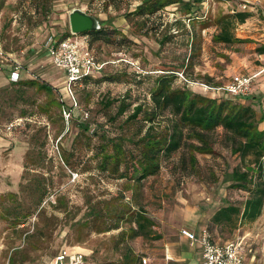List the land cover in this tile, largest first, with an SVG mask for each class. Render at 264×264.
I'll list each match as a JSON object with an SVG mask.
<instances>
[{"label": "rangeland", "instance_id": "374dc122", "mask_svg": "<svg viewBox=\"0 0 264 264\" xmlns=\"http://www.w3.org/2000/svg\"><path fill=\"white\" fill-rule=\"evenodd\" d=\"M141 1L0 0L1 43L14 55H25L22 60L27 69L21 71L20 80L35 79L54 87L50 93L39 84L13 83L0 72L2 264H48L63 252L83 253L86 264H124L122 255L129 247L137 259L135 264L199 261V249L182 235V227L197 231L207 227L219 241L244 234L247 264H264V208L257 222L240 225L213 220L220 207L243 204L248 195L233 187V169H245V164L233 152V139L222 128L210 134L212 152H195L194 163L188 147H183L171 157H162L160 170L141 185L109 177L98 167L99 158L84 164L96 150L101 122L111 135H132L138 129L135 123L125 124L128 111L115 120L110 118L118 101L105 108L101 100L127 95L131 108L140 102L149 105L155 78L164 72H175V86L252 105L258 127L264 129V124L260 126L264 120V72H255L264 64V54L261 58L258 51L264 46V0H204L194 19L178 1L152 16H142L135 12ZM74 7L93 12L102 24L112 27L109 30L115 38L132 41L92 40L99 58L115 62L98 73L96 80L76 88L83 108L90 111L89 145L81 130L80 108L73 109L76 117L66 120L56 102L62 94L70 103L65 71L43 53L31 58L47 36L70 31L69 13ZM240 10L251 15L245 22L233 21L234 40L217 41L218 19ZM119 57L138 60L143 70L138 72L122 59L116 61ZM238 73L255 75L251 92L245 96L206 86H225ZM115 75L124 80L112 79ZM66 150L74 151L77 168L63 160ZM139 208L155 222L149 237H131L132 215ZM25 211L32 213L15 223L17 214ZM118 221L119 227L107 229Z\"/></svg>", "mask_w": 264, "mask_h": 264}, {"label": "trees", "instance_id": "16d2710c", "mask_svg": "<svg viewBox=\"0 0 264 264\" xmlns=\"http://www.w3.org/2000/svg\"><path fill=\"white\" fill-rule=\"evenodd\" d=\"M177 1L182 4L185 13L190 14V19H194L199 16L196 9L204 0H144L137 5L135 12L142 16H152ZM250 15V12L240 10L234 15L219 18L221 31L215 35V39L232 42L235 38L231 31L233 21L245 22ZM109 28L112 27L102 24L99 29L86 31L90 45L93 39H107L115 43L132 42L125 37L115 38ZM70 33L71 31H68L65 35ZM258 51L264 53V46L259 47ZM110 63L111 61L107 65ZM95 76H86L75 86L77 107H74L73 101L69 104L65 102L70 110V119L76 117L73 109L80 108L79 115L83 118L80 122L81 130L86 134L84 135L88 145L92 138V135L87 133L91 126L90 111L83 108L76 88L78 85H87L91 79L96 80L98 77ZM175 76L173 71L157 75L155 84L151 88L149 105L140 102L131 108L132 103L127 95L117 98L104 97L101 102L105 108L111 107L118 101L114 115H110L111 119L115 120L128 111L124 119L125 124L135 123L138 129L132 135H111L105 128V123L101 122L99 125L102 131H96L98 133V141L94 145L96 150L85 159L84 164L92 158H99L98 167L109 177L133 180L141 185L143 179L160 170L162 157H171L183 147H188L191 161L194 163L197 162L195 152H212L210 134L222 128L233 139V152L238 153L245 164V169L242 166L233 169V187L246 191L248 195L243 204L229 203L220 207L214 213L213 220L221 224L239 222L240 225L247 221H255L264 208V129L258 127L257 110L250 104H240L230 99L220 100L194 92L187 86H175ZM111 78L124 80L120 75ZM17 83L39 84L42 89L50 93L54 89L50 83H38L35 79L20 80ZM56 102L61 107L62 118H65L64 101L59 97ZM85 112L88 113L87 118H84ZM73 153L74 151H64L63 160L72 168H77L73 161ZM44 196L43 192L41 199ZM93 210L96 212L95 209ZM31 213L32 211H25L20 216L17 214L15 223L20 222L22 216L26 218ZM132 222L135 225L131 227V237H149L155 224L154 220L140 208L132 215ZM119 225L118 221L107 229L117 228ZM136 260L133 250L129 247L123 253L121 262L135 264Z\"/></svg>", "mask_w": 264, "mask_h": 264}, {"label": "built area", "instance_id": "2783aa9c", "mask_svg": "<svg viewBox=\"0 0 264 264\" xmlns=\"http://www.w3.org/2000/svg\"><path fill=\"white\" fill-rule=\"evenodd\" d=\"M45 48L49 53L52 63L62 68L66 73V88L69 100L73 101L74 107L78 106L75 95V86L86 76H94L102 72L107 63L111 60H105L98 57L90 45L88 34H63L61 36L49 35L46 37ZM137 68L139 72L142 69L138 60L120 58ZM115 62V60L111 61ZM27 69L20 55H14L7 51L1 43L0 33V70L7 69L10 75V81L17 83L20 81L21 71ZM143 70V69H142ZM255 75L238 73L226 83L225 86H212L206 84L208 88L219 90L224 89L235 96H245L251 92L253 78ZM64 101L63 113L66 120L70 119V110L65 106L67 100L60 95ZM85 117L88 113L85 112ZM181 233L190 242L192 246L199 249L200 264H247L248 255L244 248V234H238L235 238L226 241L216 240L213 233L207 228L202 227L199 231L189 227H182ZM252 252L253 249L251 248ZM0 264L1 256H0ZM4 264H10L9 261ZM48 264H86V258L81 252L59 253L55 255Z\"/></svg>", "mask_w": 264, "mask_h": 264}, {"label": "water", "instance_id": "95a60500", "mask_svg": "<svg viewBox=\"0 0 264 264\" xmlns=\"http://www.w3.org/2000/svg\"><path fill=\"white\" fill-rule=\"evenodd\" d=\"M70 31L77 34H85L86 31L99 29L101 20L95 14L87 12L81 7H74L69 13ZM190 264H200L199 261Z\"/></svg>", "mask_w": 264, "mask_h": 264}, {"label": "crops", "instance_id": "0c3cea01", "mask_svg": "<svg viewBox=\"0 0 264 264\" xmlns=\"http://www.w3.org/2000/svg\"><path fill=\"white\" fill-rule=\"evenodd\" d=\"M141 2H142V1H141ZM141 2H139L138 4H140ZM81 8H83V7H81ZM83 9H85V8H83ZM85 10H86L87 12L93 14V12H91L90 10H88V9H85ZM45 41H46V38L44 39V42H43V44L41 45L40 49L36 50L35 55H33V56L31 57L32 59L35 58V57H38V56H39L38 54L43 53V54H45V55H43V56H47V57L50 59V61H51V58H50L49 53H48V51H47V48H45ZM260 54H261V58H262L264 53H260ZM24 57H25V55H20V59H21V60H22ZM22 61H23V60H22ZM29 63H32V62H29ZM0 72H3V73L5 74V76L8 77V81H10V75H9V71H8L7 69H2V70H0ZM255 72H256V73H257V72H258V73H259V72L263 73V72H264V64H262V65L258 66L257 68H255ZM10 82H11V81H10ZM69 101H71V100H69ZM262 124H264V120H263L262 122H260V126H262ZM262 128H264V125H263ZM261 218H262V215H261L259 218H257V220H256L255 222L260 221ZM263 230H264V229H263ZM263 230H262V232H263ZM259 235H260V234H258L257 236H259Z\"/></svg>", "mask_w": 264, "mask_h": 264}]
</instances>
